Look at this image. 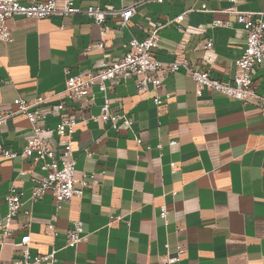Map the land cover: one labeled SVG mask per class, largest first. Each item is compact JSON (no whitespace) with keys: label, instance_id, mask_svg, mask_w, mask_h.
Segmentation results:
<instances>
[{"label":"crops","instance_id":"0c3cea01","mask_svg":"<svg viewBox=\"0 0 264 264\" xmlns=\"http://www.w3.org/2000/svg\"><path fill=\"white\" fill-rule=\"evenodd\" d=\"M33 1L40 0H20ZM55 1L60 7L61 1ZM74 3L78 11L68 16L8 19L12 41H0L3 106L12 107L16 97L35 101L61 92L65 69L75 74L113 61L124 53L127 41L144 39L155 21L162 24L153 50L157 59H187L211 78L229 81L246 46L245 31L235 22L228 27H212L211 22L234 20L226 11L231 5L262 13L264 20V0H163L156 19L159 2L153 0ZM89 5L105 13L103 34L86 13ZM130 5L133 15L120 28L119 10ZM161 79L156 92L146 93L136 91L133 78L107 83L109 108L132 117L131 130L116 131L89 117L98 116L104 102L96 86L87 106L66 103L68 112L82 116L73 134L76 174L94 172L99 183L59 209L49 192L29 200L38 168L0 155V222L7 211L5 195L11 189L22 193L11 237L0 235L4 261L20 253L16 243L28 233L30 254L54 251L55 264H164L161 258L173 255L178 246L184 249L180 260L168 264H264V115L259 103L264 63L255 69L256 95L246 104L197 85L184 68L165 72ZM55 102L41 106L52 127L59 122ZM29 136L30 124L22 114L0 127V143L7 148L20 150ZM51 142L60 152L63 141L56 137ZM163 204L166 219L159 215ZM76 219L83 221V239L69 246L68 231Z\"/></svg>","mask_w":264,"mask_h":264},{"label":"built area","instance_id":"2783aa9c","mask_svg":"<svg viewBox=\"0 0 264 264\" xmlns=\"http://www.w3.org/2000/svg\"><path fill=\"white\" fill-rule=\"evenodd\" d=\"M61 6H57L55 0L33 1L30 4H22L20 0H0V41H12L8 19L13 15H20L26 18L40 20L55 14L68 16L76 13L78 8L74 0H60ZM161 3L163 0H153ZM236 2V0H230ZM205 8V4H202ZM226 11L234 15V20L215 19L211 22L212 27H228L235 22L245 31V49L238 55L235 62V71L229 81H221L209 76L208 71L194 66L187 59L174 58L171 61L157 59L153 50L158 45L159 30L162 24L155 21L150 33L142 40L130 39L124 44V53L109 62L103 60L94 69L85 72L67 74L64 89L52 95H40L35 101H28L22 97H16L12 107H5L0 103V127L5 125L15 114H22L30 124V136L20 150L5 147L0 143V155L4 158L29 161L31 167H36L40 175L32 177V190L29 200L38 201L46 193L54 197L56 209L68 202L73 197L82 196L84 189L90 185L99 183L96 173L82 172L76 174L75 158L73 156V134L76 127L82 120L81 115L67 111L66 103L80 104L82 107L88 105L92 100V88L96 86L103 93L104 102L100 106L98 116H89L95 121L109 123L111 128L131 130L133 119L125 112H117L109 108L107 98V83L117 84L128 78L134 79L135 89L138 93L156 92L161 87V78L165 72H175L184 68L187 74L197 85L215 90L224 95L232 97L241 103L246 104L256 95L254 87V73L256 67L264 63V20L262 13L251 11H238L231 5ZM88 16L92 17L94 23L101 25L102 34L106 27L102 25L105 20V13L94 5L86 8ZM133 15V6L122 7L119 10V27L127 26ZM183 15H178L176 20H181ZM212 45V40L206 42V47ZM1 89V86H0ZM51 100L54 103L55 113L59 116V122L52 127L46 123L47 111L41 107ZM162 102L159 95L154 98V103L159 105ZM261 112L264 115V98L259 101ZM66 111V112H65ZM63 141V147L58 152L57 147L51 142L53 138ZM137 142L141 141L140 135L135 137ZM90 156L91 152H87ZM174 169L175 163L170 164ZM25 174V171H21ZM4 201L7 211L2 222H0V235L2 238H9L13 233L11 226L13 218L22 205V193L11 189L5 195ZM29 214V211H26ZM168 209L166 205L160 206V217L166 219ZM116 215L115 219H121ZM49 233L55 235L51 223L46 225ZM83 221H73L68 231V245L74 246L83 239ZM30 235L26 233L16 243L20 253L9 261H4L0 256V264H55L54 251L32 256L29 250ZM184 249L178 246L173 255H165L161 258L164 264L175 263L180 260Z\"/></svg>","mask_w":264,"mask_h":264},{"label":"rangeland","instance_id":"374dc122","mask_svg":"<svg viewBox=\"0 0 264 264\" xmlns=\"http://www.w3.org/2000/svg\"><path fill=\"white\" fill-rule=\"evenodd\" d=\"M164 5H165V4H163V3H157V4L155 5L156 9H155V12H154V14H153L154 19H156L157 17H159L160 10L162 9V7H163Z\"/></svg>","mask_w":264,"mask_h":264}]
</instances>
